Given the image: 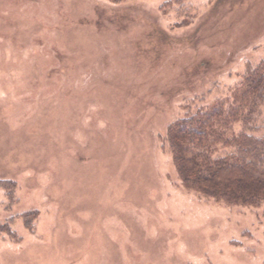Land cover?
I'll list each match as a JSON object with an SVG mask.
<instances>
[{"label": "rangeland", "instance_id": "obj_1", "mask_svg": "<svg viewBox=\"0 0 264 264\" xmlns=\"http://www.w3.org/2000/svg\"><path fill=\"white\" fill-rule=\"evenodd\" d=\"M263 61L264 0H0V264H264L163 147Z\"/></svg>", "mask_w": 264, "mask_h": 264}, {"label": "trees", "instance_id": "obj_2", "mask_svg": "<svg viewBox=\"0 0 264 264\" xmlns=\"http://www.w3.org/2000/svg\"><path fill=\"white\" fill-rule=\"evenodd\" d=\"M233 99L187 112L168 127L163 147L187 189L228 205L264 207V137L257 124L264 61L249 69Z\"/></svg>", "mask_w": 264, "mask_h": 264}]
</instances>
